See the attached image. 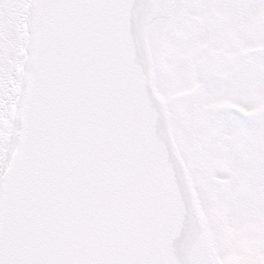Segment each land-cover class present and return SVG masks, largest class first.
<instances>
[{
    "label": "snow or ice",
    "instance_id": "snow-or-ice-1",
    "mask_svg": "<svg viewBox=\"0 0 264 264\" xmlns=\"http://www.w3.org/2000/svg\"><path fill=\"white\" fill-rule=\"evenodd\" d=\"M0 264H264V0H0Z\"/></svg>",
    "mask_w": 264,
    "mask_h": 264
}]
</instances>
